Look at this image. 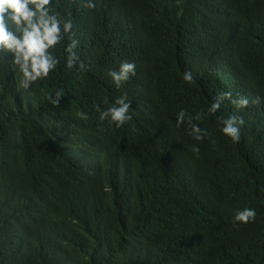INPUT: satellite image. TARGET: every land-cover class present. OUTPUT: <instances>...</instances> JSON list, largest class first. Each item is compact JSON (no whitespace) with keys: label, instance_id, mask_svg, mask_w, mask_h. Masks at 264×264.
<instances>
[{"label":"trees","instance_id":"1","mask_svg":"<svg viewBox=\"0 0 264 264\" xmlns=\"http://www.w3.org/2000/svg\"><path fill=\"white\" fill-rule=\"evenodd\" d=\"M92 2L52 5L79 41L72 69L66 37L25 90L0 52V264H264V0ZM123 61L136 75L117 88ZM224 92L247 108L209 113ZM122 97L131 120L101 122ZM181 110L202 141L188 116L176 127ZM229 115L239 143L220 131ZM245 207L254 222L234 220Z\"/></svg>","mask_w":264,"mask_h":264},{"label":"clouds","instance_id":"2","mask_svg":"<svg viewBox=\"0 0 264 264\" xmlns=\"http://www.w3.org/2000/svg\"><path fill=\"white\" fill-rule=\"evenodd\" d=\"M54 0H0V52L11 55V64L14 69L21 74L20 87L27 90L38 81H44L49 78L59 64V60L54 55L57 45L61 44L67 37L70 43L65 47L67 53L66 67L72 69L79 62V55L75 49L79 41L73 39L70 32L73 28L71 19L64 18L60 12L52 7ZM85 6L94 8L92 0H85ZM80 67L84 65L80 63ZM136 75V64L134 62L123 61L118 70H111L109 76L113 83L119 88L123 83L128 82ZM185 82L191 83L193 75L191 71L183 73ZM56 99L52 100L53 106L59 104L62 97V91L56 92ZM224 100L236 105L238 108H247L249 99L246 96L239 95L232 97L231 92L218 94L215 101L211 103L208 112L217 113ZM257 97L253 103H260ZM107 103V102H106ZM130 103L127 97L117 98L114 104L101 110L97 107L99 120L108 121L109 125L116 128L122 127L131 120L129 114ZM80 117L87 119V115L81 112ZM188 114L181 110L177 113L176 127L179 128L185 124ZM192 117L188 116L189 125L188 134L197 141H202L207 135V131L202 129L199 124L192 122ZM199 120L200 117L196 116ZM222 125L220 131L230 139L231 142L239 143L241 140V126L244 125L242 117L229 115L227 118H218ZM192 151L199 154V148L193 147ZM256 211L253 208L245 207L237 210L234 220L242 224L254 222Z\"/></svg>","mask_w":264,"mask_h":264}]
</instances>
